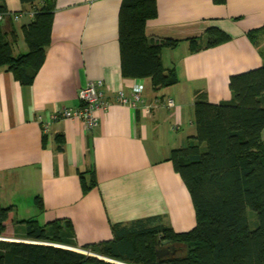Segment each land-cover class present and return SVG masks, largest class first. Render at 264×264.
<instances>
[{
	"label": "crops",
	"instance_id": "obj_1",
	"mask_svg": "<svg viewBox=\"0 0 264 264\" xmlns=\"http://www.w3.org/2000/svg\"><path fill=\"white\" fill-rule=\"evenodd\" d=\"M123 0H55L50 44L30 85L0 70V202L13 207L3 239L23 241L25 225L70 221L78 247L112 240V226L153 217L176 232L196 226L189 190L169 160L196 135L195 104L200 94L212 104L233 98L230 78L264 65V51L248 33L264 29V0H157L158 16L148 22L154 42L179 41L165 48L166 70L178 84L155 91L149 79L125 78L121 67L119 17ZM5 34L15 31L16 55L28 52L23 27L41 2L5 0ZM20 14L21 19L14 20ZM210 28L231 37L219 46L191 51L190 39ZM264 37L259 38L260 40ZM103 82L108 110L92 130L80 121H56L45 135L36 117L80 106L79 92ZM143 83L138 110L115 102ZM173 99L175 108L156 105ZM144 105H152L145 112ZM264 141V132L262 134ZM61 147V149H60ZM97 186L85 192L82 174ZM41 205L43 209L40 208Z\"/></svg>",
	"mask_w": 264,
	"mask_h": 264
},
{
	"label": "trees",
	"instance_id": "obj_2",
	"mask_svg": "<svg viewBox=\"0 0 264 264\" xmlns=\"http://www.w3.org/2000/svg\"><path fill=\"white\" fill-rule=\"evenodd\" d=\"M36 2L42 6L23 27L27 53H14L17 34H5L0 25V70L14 74L22 85L34 81L51 41L55 0H21L22 5ZM0 13H7L5 0H0ZM157 16V0L122 1V74L149 79L155 91L178 84L176 71L164 68L162 55L165 48H175L179 41L154 42L146 35L148 22ZM263 35L261 29L247 36L258 46ZM229 40L225 32L210 28L204 37L190 39L191 51L200 52ZM230 89L232 100L219 104L198 96L196 135L169 158L195 208L196 226L192 230L179 233L162 224L161 217H153L114 224L112 240L80 248L72 242L70 221L42 226L25 220L18 222L25 225L24 242L10 241L3 237L13 207L0 202V264H264V65L232 76ZM81 177L85 192L97 186L94 173L90 182L85 173ZM248 210L258 219L254 230L250 229ZM163 242L168 244L163 246ZM168 247L178 252L168 258L157 256L159 248Z\"/></svg>",
	"mask_w": 264,
	"mask_h": 264
},
{
	"label": "built area",
	"instance_id": "obj_3",
	"mask_svg": "<svg viewBox=\"0 0 264 264\" xmlns=\"http://www.w3.org/2000/svg\"><path fill=\"white\" fill-rule=\"evenodd\" d=\"M7 13H0V24L6 20ZM34 17V13L31 14ZM21 19L20 14L14 15V20ZM104 83L96 82L90 83L79 92L80 106L76 109L62 108L54 111L48 119L43 114H39L36 117L37 122L41 125L42 131L45 135L50 132V127L53 122L56 121H80L84 124L85 128L92 130L99 125L100 115L106 112L110 106V103L106 100L104 92ZM144 91L145 87L143 83L135 84L131 89V94L127 95L125 92L120 91L117 93L115 102L122 106L131 107L134 110H138L139 105L144 104ZM156 105L164 108H175L176 104L173 99L162 101L156 99ZM145 112H152V105H144ZM84 252V251H82ZM89 254L87 252H84ZM116 263V262H115ZM124 264V263H117Z\"/></svg>",
	"mask_w": 264,
	"mask_h": 264
},
{
	"label": "rangeland",
	"instance_id": "obj_4",
	"mask_svg": "<svg viewBox=\"0 0 264 264\" xmlns=\"http://www.w3.org/2000/svg\"><path fill=\"white\" fill-rule=\"evenodd\" d=\"M260 46H261V49H263V51H264V37H263V39L262 40H260V44H259ZM246 215H247V217H248V220H249V223H250V229L251 230H254L255 228H257V226H258V219H257V217H256V214L254 213V212H252V211H250V210H248L247 212H246ZM165 249L166 248H164V249H161V248H159V253H162L163 251H165ZM180 249V248H179ZM180 251V250H179ZM176 252H178V250H175V252L174 253H176ZM181 252V251H180ZM184 251H182L181 253H183ZM160 257H161V255H160Z\"/></svg>",
	"mask_w": 264,
	"mask_h": 264
},
{
	"label": "flooded vegetation",
	"instance_id": "obj_5",
	"mask_svg": "<svg viewBox=\"0 0 264 264\" xmlns=\"http://www.w3.org/2000/svg\"><path fill=\"white\" fill-rule=\"evenodd\" d=\"M174 252H175V249L173 247H168L165 249V251H163L161 253V257L168 258V257L172 256L174 254Z\"/></svg>",
	"mask_w": 264,
	"mask_h": 264
},
{
	"label": "water",
	"instance_id": "obj_6",
	"mask_svg": "<svg viewBox=\"0 0 264 264\" xmlns=\"http://www.w3.org/2000/svg\"><path fill=\"white\" fill-rule=\"evenodd\" d=\"M5 240H6V239H5ZM22 242H24V240H23ZM162 244H163V246H164V245H167L168 243H167V242H163ZM156 253H157V256H158V257H160L161 253H159V251H158V250H157V252H156Z\"/></svg>",
	"mask_w": 264,
	"mask_h": 264
}]
</instances>
